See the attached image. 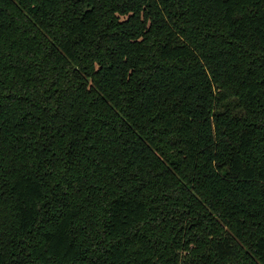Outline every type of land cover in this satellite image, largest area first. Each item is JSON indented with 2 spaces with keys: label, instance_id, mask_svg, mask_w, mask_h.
<instances>
[{
  "label": "trees",
  "instance_id": "16d2710c",
  "mask_svg": "<svg viewBox=\"0 0 264 264\" xmlns=\"http://www.w3.org/2000/svg\"><path fill=\"white\" fill-rule=\"evenodd\" d=\"M0 264H264V0H0Z\"/></svg>",
  "mask_w": 264,
  "mask_h": 264
}]
</instances>
